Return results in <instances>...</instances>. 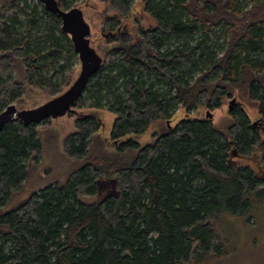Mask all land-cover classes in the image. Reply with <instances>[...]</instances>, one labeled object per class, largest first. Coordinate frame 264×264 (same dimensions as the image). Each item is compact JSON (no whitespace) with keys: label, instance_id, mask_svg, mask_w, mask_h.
I'll return each instance as SVG.
<instances>
[{"label":"trees","instance_id":"trees-1","mask_svg":"<svg viewBox=\"0 0 264 264\" xmlns=\"http://www.w3.org/2000/svg\"><path fill=\"white\" fill-rule=\"evenodd\" d=\"M29 1L0 0V111L78 70L60 19ZM86 1L73 6L102 62L74 104L88 113L66 114L64 180L28 190L38 124L0 130V264H216L232 251L219 213L247 215L264 190V0H139L153 24L136 32L132 0ZM100 109L115 114L108 136Z\"/></svg>","mask_w":264,"mask_h":264},{"label":"rangeland","instance_id":"rangeland-1","mask_svg":"<svg viewBox=\"0 0 264 264\" xmlns=\"http://www.w3.org/2000/svg\"><path fill=\"white\" fill-rule=\"evenodd\" d=\"M81 1L82 0H74L73 3H80ZM86 2L90 8L102 6L100 0H87ZM28 3L31 2L28 0ZM73 3L71 2L69 8L73 6ZM138 3L139 0L131 1L130 6L133 9L129 17L125 19L127 27L133 32H136L137 24L143 28H147L153 24V21L141 11ZM214 40L215 38L213 41ZM218 42H223V38L221 37V39H218ZM75 66V62H73L71 68H75ZM68 73L69 71L65 72V74ZM85 101L87 104L92 102L91 99H86ZM177 108L178 105H175V109ZM179 110L180 109L177 110L171 122L168 123L171 126L180 118V115L177 114ZM209 111L212 115V120L218 117L219 111L213 109H209ZM246 111L248 114L250 113L251 116L254 115L253 108L247 106ZM87 113L88 111L86 110L78 111L75 109V112L71 114L75 116H85ZM95 113L96 117L99 118L101 122L99 130L102 136H108L115 114L103 109L96 110ZM42 123L37 126L41 143V155L38 158V163L35 164L36 166L30 164L29 179L27 180L28 190L33 188L37 189L45 185L48 179L53 176L60 177L62 174L60 178L64 180L62 172L69 169L67 161L61 159L59 154L61 153L63 138L73 129L72 117L64 115L52 119L47 126H42ZM99 130H97L98 132H96V135L99 133ZM33 162L35 163V161ZM218 218L221 228L231 239L232 251L228 257L216 264H264V190L255 192L251 196L247 215L231 214L226 210H222Z\"/></svg>","mask_w":264,"mask_h":264},{"label":"water","instance_id":"water-1","mask_svg":"<svg viewBox=\"0 0 264 264\" xmlns=\"http://www.w3.org/2000/svg\"><path fill=\"white\" fill-rule=\"evenodd\" d=\"M44 9L55 14L61 22V30L71 41L78 59V71L70 84L60 93L31 108L18 109L13 103L0 111V130L14 120H20L24 125H37L46 120L62 117L74 113V104L82 95L89 78L99 69L102 57L92 45L90 25L84 18L82 9L72 6L61 9L56 0H36ZM230 99L228 107L234 104ZM205 116L210 119L211 114L206 111Z\"/></svg>","mask_w":264,"mask_h":264}]
</instances>
